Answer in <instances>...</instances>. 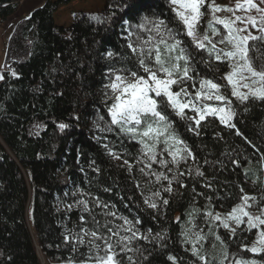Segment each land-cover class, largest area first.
Instances as JSON below:
<instances>
[{"label":"trees","instance_id":"16d2710c","mask_svg":"<svg viewBox=\"0 0 264 264\" xmlns=\"http://www.w3.org/2000/svg\"><path fill=\"white\" fill-rule=\"evenodd\" d=\"M71 1L42 0L15 24L8 40L0 81V264H41L38 251L48 264L85 260L88 246L78 245L71 238L73 233L82 227L92 229V216L101 224L123 225L122 220L105 217L107 209L96 206L95 200L106 202L118 216L135 218L133 231L139 232L129 245L133 251L120 253L124 264H128V256L135 264H172L170 255L178 258V264H204L192 256L191 245L182 235L191 226L187 225L190 219L198 227L206 226L207 236L212 238L211 246L207 237L200 249L208 264H218L225 249L228 259L224 264L234 254L260 260L261 256L241 251L242 244L254 239L256 229L248 232L242 225L233 237L230 231L210 225L204 213L227 212L245 194L256 198V209H264V101L241 103L231 97L228 86L235 127L208 117L201 122L199 135L173 113L172 123L195 160L189 157L187 163L171 165V172L156 170L153 164L154 170L176 177L172 191L163 192L161 185L167 187V181L149 184V178L139 172L143 167L137 163L140 144L115 126L112 132L100 129L111 120L106 87L109 73L125 66L130 54L127 44L136 39L129 40V32L136 31L145 17L164 19L170 21L169 27H178L172 6L169 0H104L98 12L80 11L69 25L56 24L55 12ZM18 8V1L0 0V23ZM249 46L254 64H264V45L258 40L250 41ZM194 55L198 79L215 78L227 85L222 78L229 69L228 61H213L205 52L207 63H201V56ZM61 124L67 127L61 129ZM105 145L121 159L110 155ZM124 159L133 165L131 172ZM198 170L204 175H197ZM155 191H161V196L153 197L154 209L145 203V197ZM163 199L169 203L164 205ZM79 200L89 202L91 213L83 211ZM194 210L199 214L190 217ZM120 235L131 233L121 230ZM74 246L78 248L75 252Z\"/></svg>","mask_w":264,"mask_h":264},{"label":"snow or ice","instance_id":"6c2138e0","mask_svg":"<svg viewBox=\"0 0 264 264\" xmlns=\"http://www.w3.org/2000/svg\"><path fill=\"white\" fill-rule=\"evenodd\" d=\"M169 3L172 6L171 11L175 14L174 19L178 21V27H169L170 21L164 19L153 20L145 17L136 26V31L129 32V40L133 36L136 39L127 44L130 54L124 61L125 66L119 69L114 68L109 73L110 82L106 87L111 90L114 98L108 109L111 120L110 123H106L104 128L100 129L112 132L113 126H115L121 134L139 143L141 158L137 160V163L143 165L139 168L140 174L149 178V184L167 181V187L161 185L163 192L167 193L172 191V181L176 177L170 178L165 172L154 170L152 165L159 163L168 172H171V165L178 167L181 162L187 163L189 157L193 161L195 160L191 149L188 148L172 123L173 113L176 117L189 122L188 130L199 135L198 129L201 128V122L208 117L217 118L226 127H235L233 119L236 113L232 107V99L226 94L228 86L231 87V97L241 103L250 99L264 101V64L257 66L249 56V41L264 40V9L258 8L257 5L251 3V0H248L247 5L237 4L236 8H255L257 12L261 13L258 18L235 16L234 20H225L218 18L215 13L218 11L234 12V10L227 7L221 8L215 4V0H212V3L208 4L212 20L208 22L201 35V18L204 15L201 9L205 6V0H169ZM261 3H264V0H261ZM94 19L100 22L98 17H94ZM236 21L244 22L245 27H235ZM213 22L222 24L227 30V35L215 40L214 37L220 33L214 27ZM249 23L253 28L259 26L260 36H253L250 32L247 35L244 34L247 32ZM144 34H147L146 38H144ZM218 44H227L229 50L224 51L218 48ZM205 52L208 59L228 61L231 71L222 78L227 81V85L216 82L215 78L198 79V73L194 67V53L201 56V63H207L203 55ZM108 56L112 57L113 53L109 52ZM128 64L132 66L129 67ZM197 83L199 84L198 88ZM189 88L194 90V95ZM222 88L225 91H221ZM242 89L247 91H242ZM207 101L219 103L213 105ZM186 109L193 115H188L185 112ZM100 119L103 120V117ZM59 127L64 129L67 125L61 124ZM161 145H163L162 148H160ZM105 148L114 158L121 159V156L112 152L108 145H105ZM164 154L171 156V161L158 159ZM124 164L127 165L129 172L133 170V165L129 160L124 159ZM197 175L203 176L204 173L198 170ZM151 177H155V180L152 181ZM105 190L107 191V189ZM160 196L161 191H155L152 196L145 197V203L155 209L157 203L153 197ZM207 199L210 202L212 200L211 197ZM240 199L241 203L233 207L231 212L224 217L212 210L205 212L204 216L209 219L210 225L230 231L233 237L237 236V232L235 227H231L232 224H235L236 227L246 224L248 232L256 229L255 242L251 246L242 244L241 251L250 252L262 258L260 260L247 259L234 254L232 264H264V227H262L264 226V210H262L261 216H252L246 209L252 206L249 201L255 202L256 198L245 194ZM162 203L167 205L169 201L163 199ZM78 204L83 205L84 212L91 213L87 200H79ZM95 205L107 209L103 212L105 217L110 216L122 220L123 225L111 226V221L101 224L95 216H92L94 227L92 229L82 227L79 233H73L71 237L78 245L87 244L88 246L86 259L80 261L79 264H124L120 253L126 254L133 251L129 245L133 239L137 238L139 232L138 229L133 231L135 218L129 220L125 216H118L106 202L100 200H95ZM197 214H199L198 211L194 210L193 213H189V216L194 217ZM245 217H247L246 221ZM80 220L84 223L87 222L83 216L80 217ZM124 225L128 227H124ZM187 225L191 226H186L182 230V235L185 242L191 245L192 256L196 257L198 261L208 264L206 256L201 254L200 248L197 247L201 241L206 239V235L202 230L195 231L196 225L193 219L188 220ZM121 230L130 232L131 235H120ZM209 234L215 235L214 232ZM114 237H117L115 242H113ZM140 238L148 239L147 236ZM215 239L222 245L225 243L220 235H215ZM68 240L69 237L66 236L65 241ZM118 248L119 251H117ZM77 250L78 248L74 246L73 251ZM101 252L104 254L100 255ZM168 259L172 261V264H178L177 257L170 255ZM227 259L228 253L225 249L218 264H224ZM127 261L128 264H135L131 256L127 257ZM69 264L72 262L70 261Z\"/></svg>","mask_w":264,"mask_h":264},{"label":"rangeland","instance_id":"374dc122","mask_svg":"<svg viewBox=\"0 0 264 264\" xmlns=\"http://www.w3.org/2000/svg\"><path fill=\"white\" fill-rule=\"evenodd\" d=\"M15 1H18V3H19L20 13L25 12V14H26L27 11L29 10L28 6L30 4H32L33 2L35 3V1L41 2L42 0H15ZM210 3H212V0H210L209 2L207 0H205V6H204V8L201 9V11L204 13L203 17L201 18V25H200L201 35L203 34V30L207 26L208 22L210 20H212V13L208 8V4H210ZM247 3H248V0H215V4L220 6L221 8L227 7V8H232L234 10V12L218 11L215 13V15L218 18L225 19V20H234L235 16H241L244 18H247L248 16H253V17L258 18L261 15V13L257 12L255 8H250V9H248V8L237 9L236 8L237 4L247 5ZM251 3L257 5V7L260 9H264V3H261V0H251ZM103 5H104V0H73L68 5L61 6L57 9V11L54 14L55 23L58 25H69L72 21L74 14H76L77 12H80V11L98 12L99 10L102 9ZM28 15L29 14H26L24 16V18L28 17ZM19 20H21V18ZM213 23H214V27L220 33V35L214 37L215 40H219V39H221L227 35V30L224 28V26L222 24H217L215 22H213ZM235 27L244 28L245 23L241 22V21H236ZM13 28H14V25L7 28V27L2 26V24L0 23V77H2V73H3L4 68H5L6 50H7L8 40H9L10 35L13 31ZM249 32L253 36H260L261 35V31L259 29V26H257L256 28H253L250 23L247 24V32H245L244 34L247 35ZM250 41H252V40H250ZM255 41H258V40H255ZM259 41L264 45V40H259ZM217 47L223 49L224 51L229 50V46L227 44H223V45L218 44ZM211 60L216 61L214 58ZM230 71H231V69L229 66L227 73H229ZM1 79L2 78H0V81H1ZM198 87H199V84L197 83V88ZM189 90L192 91L193 95H194V90L191 88H189ZM242 91H247V90L242 89ZM108 99L110 102L109 105L111 106V104L113 103V99H114L112 97L111 90L109 91V98ZM207 103L216 105L219 102L207 101ZM186 110H188V109H186ZM162 147H163V145L160 146V148H162ZM158 159H166L168 161H171L172 157L167 155V154H164L163 156L158 157ZM156 166H157L155 168L156 170H162L163 171V169H165L159 163H156ZM249 203L252 206L246 210L249 211L252 216H261L262 210H264V209H256L254 207L253 201H249ZM231 210L224 212V213L219 212V214L221 215V217H224L229 212H231ZM244 219L246 221L247 217H245ZM196 225H198V224H196ZM205 227L206 226H203V225L201 227H198V226L195 227V231H201L202 230L203 233L206 235V239L201 241L200 244L197 245V247L200 249L205 245V242L208 240V238L210 239L209 246H211V244L213 243L212 238L210 236H207L208 230ZM231 227H235L237 230L238 228L242 227V225L240 227H236L235 224H232ZM256 233H257V230L255 232L254 239L252 241H249V243L247 244L248 246H251L255 242ZM226 264H232V260H229Z\"/></svg>","mask_w":264,"mask_h":264},{"label":"crops","instance_id":"0c3cea01","mask_svg":"<svg viewBox=\"0 0 264 264\" xmlns=\"http://www.w3.org/2000/svg\"><path fill=\"white\" fill-rule=\"evenodd\" d=\"M41 4V2L39 1H35V3L33 2L32 4H30L28 6V11L26 14H30V12L35 9L36 7H38ZM25 12H21L20 13V8H18V10L15 12V14H13L12 16H10L5 23L2 24V26L4 27H11L12 25L15 26V24L17 23V21L21 18H24V16L26 15Z\"/></svg>","mask_w":264,"mask_h":264},{"label":"bare ground","instance_id":"6f19581e","mask_svg":"<svg viewBox=\"0 0 264 264\" xmlns=\"http://www.w3.org/2000/svg\"><path fill=\"white\" fill-rule=\"evenodd\" d=\"M39 256H40L42 264H48L47 261L45 260L44 256L42 255V253L40 251H39Z\"/></svg>","mask_w":264,"mask_h":264},{"label":"water","instance_id":"95a60500","mask_svg":"<svg viewBox=\"0 0 264 264\" xmlns=\"http://www.w3.org/2000/svg\"><path fill=\"white\" fill-rule=\"evenodd\" d=\"M36 246H37V249H38V245H37V243H36ZM38 257H39V260H40V262H41V259H40V256H39V251H38ZM41 264H42V262H41Z\"/></svg>","mask_w":264,"mask_h":264}]
</instances>
